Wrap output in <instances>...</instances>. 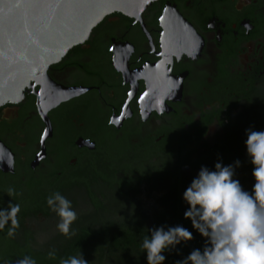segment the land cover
Returning <instances> with one entry per match:
<instances>
[{"label":"flooded vegetation","instance_id":"obj_1","mask_svg":"<svg viewBox=\"0 0 264 264\" xmlns=\"http://www.w3.org/2000/svg\"><path fill=\"white\" fill-rule=\"evenodd\" d=\"M46 72L49 96L83 92L47 110L43 143L39 85L0 105V141L13 155L0 177L60 178L77 214H91V194L119 215L132 200L126 182L143 169L159 182L154 195L175 182L167 170L187 188L223 149L245 144L246 129L264 131V0H154L138 17L112 12ZM110 172L112 187L101 178Z\"/></svg>","mask_w":264,"mask_h":264},{"label":"trees","instance_id":"obj_2","mask_svg":"<svg viewBox=\"0 0 264 264\" xmlns=\"http://www.w3.org/2000/svg\"><path fill=\"white\" fill-rule=\"evenodd\" d=\"M221 154L215 161L222 162L223 165L240 161L233 178L239 180L244 190L251 191L254 184L253 165L247 156L245 144L234 148L227 147ZM202 162L205 160L194 163L193 168L203 164ZM146 171L143 169L139 178L126 182L130 185L132 200L125 206L127 209L119 215L105 214V204L90 194L92 212L90 215L78 214L77 220L71 225L75 234L70 237L56 231L58 217L50 211L46 203V198L51 193L63 191L65 180L51 177L22 185L0 177V208H7L9 203L20 205L19 228L16 229L15 235H8V226L0 230V264H15L25 255L35 259L36 264H60L61 259L79 253H82L88 264H147L146 254L141 248L142 240L145 235H150L147 229L161 225L166 228L181 225L192 232L194 237L186 244L163 253L166 256L163 264H175L193 249H202L204 238L192 227L191 221L184 217L188 205L183 200L186 187L182 176L177 172L167 174L168 170L165 171L164 174L171 176L175 182L169 184L168 193L159 196L152 193L156 191L159 182L154 180L151 174H145ZM165 177L163 179L167 178ZM101 178L109 187L113 186L111 172L101 174ZM142 185L149 191L144 196H140L138 190ZM9 187L14 188L17 194L9 197L6 194ZM39 215L47 221L41 228L31 229L26 225L28 218L38 219ZM40 234L43 236L39 239ZM51 249L56 250L55 259L48 257Z\"/></svg>","mask_w":264,"mask_h":264},{"label":"clouds","instance_id":"obj_3","mask_svg":"<svg viewBox=\"0 0 264 264\" xmlns=\"http://www.w3.org/2000/svg\"><path fill=\"white\" fill-rule=\"evenodd\" d=\"M246 153L253 165L254 184L251 191L242 188L234 179L237 160L223 165L217 162L214 170L202 166L183 193L188 205L185 219L205 240L202 249H193L175 264H264V131L246 129ZM6 194L16 195L9 187ZM49 209L58 217L56 231L70 237L75 232L71 225L78 214L72 203L60 192L46 198ZM19 204L9 203L0 208V230L8 226V235L14 236L19 228ZM141 248L146 254L147 264H163L165 252L192 240L193 234L181 225H164L147 229ZM48 257L55 259L56 250L51 249ZM15 264H36V260L25 255ZM60 264H88L82 253L61 259Z\"/></svg>","mask_w":264,"mask_h":264},{"label":"water","instance_id":"obj_4","mask_svg":"<svg viewBox=\"0 0 264 264\" xmlns=\"http://www.w3.org/2000/svg\"><path fill=\"white\" fill-rule=\"evenodd\" d=\"M154 0H0V105L16 103L39 85L37 106L50 136L47 110L83 92L64 88L49 96L54 83L47 75L73 46L84 42L92 28L112 12L138 17ZM43 152V148L41 153ZM13 155L0 141V170L12 172Z\"/></svg>","mask_w":264,"mask_h":264},{"label":"rangeland","instance_id":"obj_5","mask_svg":"<svg viewBox=\"0 0 264 264\" xmlns=\"http://www.w3.org/2000/svg\"><path fill=\"white\" fill-rule=\"evenodd\" d=\"M28 222V225L29 226H31L32 228H34V229H39V228H41L44 224H46V222L47 221H41V219H37V220H32V219H30V220H28L27 221ZM42 236L43 235H39L38 237H39V239L40 238H42Z\"/></svg>","mask_w":264,"mask_h":264}]
</instances>
